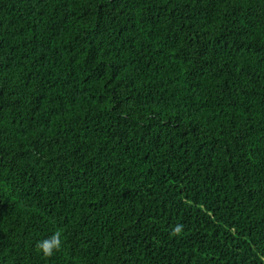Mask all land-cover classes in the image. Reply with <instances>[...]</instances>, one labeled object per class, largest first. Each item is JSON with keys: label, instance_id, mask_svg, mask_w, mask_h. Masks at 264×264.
<instances>
[{"label": "trees", "instance_id": "obj_1", "mask_svg": "<svg viewBox=\"0 0 264 264\" xmlns=\"http://www.w3.org/2000/svg\"><path fill=\"white\" fill-rule=\"evenodd\" d=\"M0 264H264V0H0Z\"/></svg>", "mask_w": 264, "mask_h": 264}, {"label": "clouds", "instance_id": "obj_2", "mask_svg": "<svg viewBox=\"0 0 264 264\" xmlns=\"http://www.w3.org/2000/svg\"><path fill=\"white\" fill-rule=\"evenodd\" d=\"M182 224H177L172 229V235H178L183 230ZM62 232L57 230L50 236L38 241L36 243V249L42 253L44 257H51L56 251H59L62 247Z\"/></svg>", "mask_w": 264, "mask_h": 264}]
</instances>
